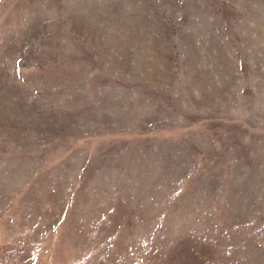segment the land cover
<instances>
[{"label": "rangeland", "instance_id": "1", "mask_svg": "<svg viewBox=\"0 0 264 264\" xmlns=\"http://www.w3.org/2000/svg\"><path fill=\"white\" fill-rule=\"evenodd\" d=\"M0 264H264V0H0Z\"/></svg>", "mask_w": 264, "mask_h": 264}]
</instances>
